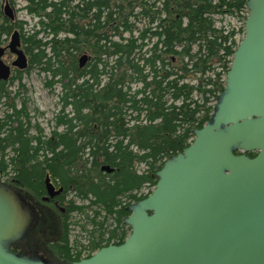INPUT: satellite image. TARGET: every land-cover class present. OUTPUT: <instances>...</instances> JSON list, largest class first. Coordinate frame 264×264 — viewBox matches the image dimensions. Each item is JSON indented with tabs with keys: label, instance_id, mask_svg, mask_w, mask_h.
<instances>
[{
	"label": "trees",
	"instance_id": "trees-1",
	"mask_svg": "<svg viewBox=\"0 0 264 264\" xmlns=\"http://www.w3.org/2000/svg\"><path fill=\"white\" fill-rule=\"evenodd\" d=\"M247 1L25 0L24 9L37 17L28 32L25 21L1 16L0 6V37L18 29L28 60L16 76L0 81V177L10 168L7 180L38 196L49 174L88 201L83 207L70 200L62 239L53 244L63 253L58 263L82 259L83 249L68 245L71 212L93 206L85 257L127 237L128 207L152 191L163 162L210 120L209 104L224 89L237 32L216 26L214 15L244 14L245 20ZM82 54L87 60L81 66ZM32 67L48 76L46 85L59 86L57 123L69 117V133L55 142L38 125L30 135L25 107L9 101L6 86ZM75 133L85 139L83 152ZM58 144L64 148L56 151ZM108 218L115 222L111 228L104 227ZM31 236L20 249L34 247Z\"/></svg>",
	"mask_w": 264,
	"mask_h": 264
},
{
	"label": "water",
	"instance_id": "water-1",
	"mask_svg": "<svg viewBox=\"0 0 264 264\" xmlns=\"http://www.w3.org/2000/svg\"><path fill=\"white\" fill-rule=\"evenodd\" d=\"M246 7L243 37L210 120L163 162L152 191L128 207L124 241L67 263L15 253L11 245L26 236L33 214L0 182V264H264V0ZM3 8L13 19L12 7ZM6 48L15 54L12 66L23 70L28 62L16 29L0 47L2 81L11 68L1 59ZM86 60L82 54L79 64ZM45 185L54 194L48 176Z\"/></svg>",
	"mask_w": 264,
	"mask_h": 264
},
{
	"label": "rangeland",
	"instance_id": "rangeland-1",
	"mask_svg": "<svg viewBox=\"0 0 264 264\" xmlns=\"http://www.w3.org/2000/svg\"><path fill=\"white\" fill-rule=\"evenodd\" d=\"M0 0V5H1ZM13 10L15 14V20H23L25 21L24 24V30L29 31V29L35 25V22L37 21L36 16H31L25 9V0H13ZM4 4V3H3ZM1 7V10H3V5ZM4 11V10H3ZM3 12L1 13L2 16ZM0 16V18H1ZM244 14L236 15V16H230V15H220L215 14V24L216 26H225L226 28H234L236 33V40L239 43L240 40L243 37V32H240V29L244 23ZM11 34V33H10ZM9 35H2L0 37V46H4L9 42L10 39ZM81 56V55H80ZM4 61L7 63H10L14 59V55L10 54L9 52H6L3 56ZM19 73L18 70H12L11 77L16 76ZM11 79V78H10ZM49 79L48 76H45L43 73L39 72L37 68L32 67L30 70H25L21 73L20 78H14L12 82H10L6 87L7 90L10 93V100H14L16 107L24 106L25 111L27 113V117L30 118L31 123H37V125L42 129L43 135H47L49 133V130L52 127V119L54 118L55 113L58 111L60 102L58 100V93H59V86L54 85L52 87L46 85V80ZM7 82V81H6ZM215 101H212L209 106L214 107ZM5 110V105L0 103V115L3 114ZM34 129L31 130V135L34 134ZM12 172L11 169H7V177L11 176ZM149 189V187H145L141 190V192H146ZM153 189V188H152ZM67 198L69 200L74 201L77 205H85L88 204L87 200H81L75 196V194L70 191L67 194ZM25 202L27 204H33L35 205L34 200L24 194ZM41 205H37V211L41 212ZM35 209V208H34ZM92 208H85L83 209L84 212H71L69 215V221H68V242H69V248L72 250H81L82 258H84L87 255V247L89 245V238L90 233L89 230H92L88 224V218L92 216ZM36 210V209H35ZM42 217L44 216V219L46 223H41L42 228H47L48 231L52 229V225L55 223L54 219L50 217L47 212L41 213ZM41 217V218H42ZM98 220L102 219V213L101 216L97 218ZM40 221V220H39ZM114 220L112 218H108L107 221L104 222V227L111 228V226L114 225ZM46 224H49L46 225ZM127 226V225H126ZM128 227V226H127ZM130 232V228L128 230V234ZM45 235V234H44ZM43 233L39 234L35 245L37 246L42 244V239L48 237H51L49 235L44 236ZM51 239V238H50ZM22 241V240H21ZM38 243V244H37ZM25 247V246H24ZM84 247V248H83Z\"/></svg>",
	"mask_w": 264,
	"mask_h": 264
},
{
	"label": "flooded vegetation",
	"instance_id": "flooded-vegetation-1",
	"mask_svg": "<svg viewBox=\"0 0 264 264\" xmlns=\"http://www.w3.org/2000/svg\"><path fill=\"white\" fill-rule=\"evenodd\" d=\"M8 3L12 9H13V0H2L1 1V7L2 4L4 3ZM3 4V5H4ZM3 12V10H1ZM14 13V10H13ZM3 15L5 17H7L4 12ZM8 18V17H7ZM10 19V18H9ZM12 21L15 20V14H14V18L10 19ZM16 30V29H14ZM13 30V31H14ZM18 30V29H17ZM12 31V32H13ZM19 31V30H18ZM11 32V33H12ZM20 33V32H19ZM11 35V34H10ZM21 38V37H20ZM8 44V43H7ZM0 46V47H6L7 46ZM6 52H9L10 54L14 55L15 58V54L11 53L9 51L8 48L5 49L1 59L4 61L3 56L5 55ZM14 60V59H13ZM12 60V61H13ZM12 61L10 63H7L6 61H4L6 64L10 65V76L8 78V80L11 77V72L12 70H20L14 66L11 65ZM6 80V81H8ZM2 81V80H0ZM5 81V82H6ZM27 122H29L27 124V122L25 123V127L28 128V133L31 135V130L34 129V133H36V125L37 123H31L30 122V118L27 117L26 119ZM70 123H69V117H65V120L63 123H57V121L55 120V117L52 119V127L49 130V133L47 134V136L51 137L53 139V142L56 141V137H60L63 136L67 133H69V130L67 129L69 127ZM43 133V131H42ZM82 133H75L74 137H77V141L75 143L76 148L79 152H83V150H86L88 147L85 144V139L83 137H81ZM64 148V145L62 144H58L56 147L54 146V149L56 151L60 150ZM46 176L49 177L50 182L53 184L54 189L52 190V192H54V194L49 195L47 189H46V185H45V178ZM1 181L7 185L8 187H10L11 189H13L18 195L19 197L23 200V202L30 207V209L32 210V223L30 226V229H28L27 234L32 235L31 238L33 240L37 239L38 235L43 233L44 236L49 235L51 237H46L44 239H42L40 245L31 247L30 250H28L26 247H23L22 249H20V241L18 242H14L11 245V250L14 249L17 251H20L19 253L21 254H26L29 256H39L42 257L48 261L54 262V263H58L60 261H63L62 258L59 257L60 254H63L61 251V249L58 246L53 245L54 243L58 242L59 240L62 239L63 236V223H64V217L67 215V209L70 205V200L67 198V193L73 190H64L62 186H60L57 182H55V180L52 178V176H50L49 174H45L44 178H43V183L40 182V187H39V191L42 192L40 195H36V194H32L31 192L24 190L19 184H16V182H14L13 180L8 181V177L6 175L1 176ZM62 188V190L59 193H55L56 190H58L59 188ZM74 193V192H73ZM24 194L30 196L34 202L36 206H33V204H27L24 198ZM41 205V212L37 211V205ZM36 210H35V209ZM43 212H47V214L52 217L55 221V223L52 225V229L49 232V234L47 233V228H42V224L41 223H46L44 216L42 217ZM42 217V218H41ZM40 220V221H39ZM49 226V224H46ZM114 226V225H113ZM51 238V239H50ZM20 244V245H19ZM14 252V251H13ZM16 253V252H15Z\"/></svg>",
	"mask_w": 264,
	"mask_h": 264
}]
</instances>
